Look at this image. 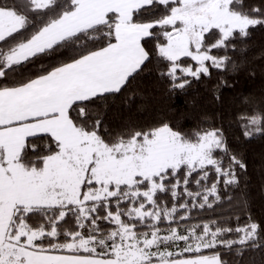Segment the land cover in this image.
Wrapping results in <instances>:
<instances>
[{"label":"snow or ice","instance_id":"6c2138e0","mask_svg":"<svg viewBox=\"0 0 264 264\" xmlns=\"http://www.w3.org/2000/svg\"><path fill=\"white\" fill-rule=\"evenodd\" d=\"M257 26L264 6L245 0H0V264H226L221 249L264 248L250 216L198 214L246 170L222 128L105 115L153 63L173 98L235 70ZM236 124L264 135V108Z\"/></svg>","mask_w":264,"mask_h":264},{"label":"trees","instance_id":"16d2710c","mask_svg":"<svg viewBox=\"0 0 264 264\" xmlns=\"http://www.w3.org/2000/svg\"><path fill=\"white\" fill-rule=\"evenodd\" d=\"M245 3L248 7L264 6L261 0H245ZM237 47L239 51L229 52L237 65L235 70H213L211 79L202 77L200 81H193L183 95L175 98L168 92L166 81L157 74L159 65H149L151 71L132 82L130 103H124L128 93L113 97L105 115L114 128H146L161 121H168L186 132L201 127L222 128L231 153L243 161L246 170L240 172V187L229 190L232 201L222 194L221 202L214 206L215 211L199 210L198 214L206 219L231 217L233 225L234 217L239 216L244 221L250 216L264 224V135L246 138L236 124L239 114L252 108H264V27L250 29V36L238 42ZM221 78L231 87L217 88ZM221 255L226 264H264V248L250 249L240 256L221 249Z\"/></svg>","mask_w":264,"mask_h":264}]
</instances>
